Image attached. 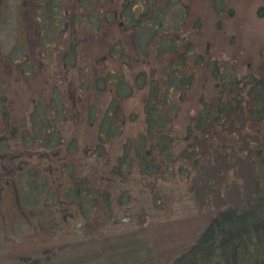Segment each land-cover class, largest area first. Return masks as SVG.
<instances>
[{"label":"rangeland","instance_id":"obj_1","mask_svg":"<svg viewBox=\"0 0 264 264\" xmlns=\"http://www.w3.org/2000/svg\"><path fill=\"white\" fill-rule=\"evenodd\" d=\"M120 9L121 0H0V110L8 112L15 127L0 150V188L2 174L11 168L8 156L22 153L15 160L27 164L21 171L35 166L24 175L25 181L16 179L28 189L29 209L0 191V264H172L218 212L243 208L256 196H264V111L249 123L246 102L221 141L210 137L199 141L197 165L188 164L152 183L145 180L134 189L119 182L122 177L114 179L111 167L123 144L145 131L143 103L148 91L166 73L159 61L165 58L152 50L145 55L133 49L131 26L119 24ZM98 11L100 27L91 33ZM112 12L117 14L114 20ZM170 12L165 14L168 21ZM155 13L156 9L149 14ZM187 18L179 24L178 34L192 42L195 53L215 60L221 75L261 78L264 96V0H195ZM45 27L48 31H43ZM158 30L161 35L172 32L165 26ZM23 66L27 72H22ZM87 76L101 82L103 90H85L81 96L82 105L93 106L94 113L73 114V99L78 104L80 95L73 91V81ZM208 81L207 69L197 68L190 87L172 91L173 99L181 101L179 107L172 105L177 125L170 130L185 128L187 117L198 108V98L208 94ZM113 82L120 94L128 92L126 83L133 89L113 102ZM56 86L62 92L57 98L70 111L57 121L60 145L42 148L35 136L43 118L55 124L50 97L58 91ZM100 123L110 133L103 134L98 149ZM25 137L30 143L23 148ZM136 169L133 179L140 177ZM35 178L46 180L47 195L37 191ZM77 178L91 187L82 190L89 208L86 217L78 200L67 201L66 212L60 203ZM116 189L133 192L126 212L101 203L94 207L95 197L114 195Z\"/></svg>","mask_w":264,"mask_h":264},{"label":"trees","instance_id":"obj_2","mask_svg":"<svg viewBox=\"0 0 264 264\" xmlns=\"http://www.w3.org/2000/svg\"><path fill=\"white\" fill-rule=\"evenodd\" d=\"M156 3V0L155 2L147 0V3L143 5L145 13L137 17V22H139L129 19V24L134 25L135 23V27L138 24L142 28L149 29L160 26L161 28L165 26L179 29L177 24L181 21L175 19L168 21L164 18L170 9L168 0H159ZM155 9L156 13L150 16L149 13ZM39 10L36 12L38 16L40 15ZM110 18L112 19V16ZM93 21V28L99 29L101 21L99 11L93 15ZM144 37H139L138 42V44L143 43V52L145 46L150 45V41L143 42ZM180 37L177 32L159 35L158 55L160 58L166 59L163 61L159 59L160 63L166 66L164 68L165 76L162 77L164 79L151 85L148 98L145 99L143 108L145 131L135 139H128L123 144L122 153L111 167L114 179L122 177L119 182L126 181L131 189H134L138 183L142 184L146 181L152 183L156 178H163L167 173L182 171L188 164L190 166L197 165L195 150L198 149L199 141L207 137L221 141L227 134V126L234 120L235 114L243 102L248 103L245 111L249 123L255 121L257 115L264 111L263 80L261 78L254 75L230 76L226 72L221 75L215 60L211 61L206 57L204 60L201 54L195 53L191 41L185 42ZM195 55L197 58L193 59ZM165 61L167 62L164 63ZM25 68L23 66L22 72H27L24 70ZM197 68L207 69L209 75L208 94L205 99L198 98V108L195 109L191 117H187V124L182 131L170 130L172 125H177L176 118L172 115V105L179 107L181 101L180 98L173 99L172 91H183V88L190 87ZM171 72L173 74H170ZM2 100L0 99V102ZM0 113V150H2L6 140L13 136L15 127L14 123L10 124L8 121L7 111L0 110ZM99 139L100 142L96 148L101 149L104 142L101 138ZM47 141H50L48 135ZM65 165H69V163H65ZM135 168H138L135 175L138 174L140 177L133 179L130 176ZM6 175L2 174L5 180L0 191L2 188L5 191L10 190L11 186L5 183L9 180ZM23 177L20 181H25L22 179ZM35 180L37 191L40 192L42 189V193L46 194V180L42 179V183L39 179L35 178ZM84 181L83 178H77V183L69 186L70 191H66L60 203L64 204L67 201L75 203L78 200L79 209L86 217L89 208L85 205L82 190H89L91 187L80 184ZM13 185L17 187V191L12 194L5 192V194L12 196L17 203H21V206L29 209L27 204L25 205V190L28 189L24 188L22 182L15 181ZM132 193V190L129 189L122 191L116 189L114 195L110 192L109 194L103 193L104 195H100L99 198H94L96 199L94 207L101 203L111 209L117 206L119 211L126 212L124 206H127V203L132 199ZM85 197L92 196L86 195ZM76 207L79 211L78 205ZM14 213L17 214L15 211ZM172 264H264V196H256L248 201L243 208L227 207L218 212L208 221L194 244L178 256Z\"/></svg>","mask_w":264,"mask_h":264},{"label":"flooded vegetation","instance_id":"obj_3","mask_svg":"<svg viewBox=\"0 0 264 264\" xmlns=\"http://www.w3.org/2000/svg\"><path fill=\"white\" fill-rule=\"evenodd\" d=\"M156 1H157V3L159 2V0H156ZM194 1L195 0H184V1H182V0H168V4L170 5L169 11H171L170 12L171 19H173V20L175 19V20H178L181 22L188 20L187 9H188L189 5H191L192 2H194ZM154 2H155V0H154ZM139 5L141 6V8L139 11H137ZM143 5H144V2L142 0H121V9L119 11V16L121 18V21L119 24L121 26H127V25L133 26V28L130 27V29L128 30V32H130L128 35L130 36V40L133 43V49H135L136 51H139L141 53L148 52L149 50H152V52H154L155 55H157V53H158V40H159V34L158 33L161 31L158 30V28H151V29L142 28L141 25H138V24L135 27V23H134V25H131V24H129V21H128L129 19L130 20L133 19L135 22H137V19H138L137 17L139 15L143 14L142 13ZM42 7H43V5H42ZM136 11H137V13H136ZM109 16H112V19L114 20V18L117 16V14L115 12H112L111 14H109ZM164 18H165V16H164ZM111 22H112V20H111ZM52 24L54 26H56V22L52 23ZM43 31H48V28L45 27L43 29ZM52 31H53V29H52V27H50V33H52ZM90 31H91V33H95L98 31V29L95 30L92 26ZM177 31H179L181 33L180 29H177ZM141 36H145L143 39V42L147 41V43H148L150 41V45L145 46L144 52L142 51L143 43L138 44L139 37H141ZM144 54H143V56H144ZM170 74H173V73H170ZM76 80H78V82ZM73 82L75 83L73 85V91L80 92V95L78 98V104H76L75 99H73V103L71 105L72 106V108H71L72 113L73 114H80V113L84 114L87 111H91L94 113V110H93L94 107L93 106L87 108L86 105H82V101H81L82 97L81 96L85 90L102 91L103 90L102 89L103 86H101L102 83L99 81H96L95 78H92L90 76H87V77L81 78V79L75 78V81H73ZM108 83H109V81H108ZM113 84H114V92H115L113 102L120 100V99H123L122 96L126 97L127 93H129L133 89L132 86H130L128 83H126L127 88H128V92L126 94L125 93L120 94L116 90L115 82H113ZM137 87H139V86H137ZM57 88H58V86H56L55 89H57ZM83 88H84V90H83ZM61 93L62 92L60 90H58V91L54 92L50 97V99L54 102V107L56 110V112L53 115L55 124L47 123V120L45 118H43L42 121L40 122V126H39L38 131H37L38 135L35 136L36 140L41 141V144L39 146H41L42 148H52V147L57 148V146L60 143L59 134H58L59 132H57L59 129V125L57 124V121L61 120L62 117L70 111V109H68L64 106L62 100L57 98V96H60ZM111 111H112L111 109H108L105 112L108 116H110ZM53 132H55V133H53ZM43 133H46V135L49 136L50 141H47V136L42 137ZM109 133L110 132H109L108 127L105 124L100 123V131L98 133V137L103 139V134L106 135ZM57 136H58V138H57ZM72 141H74V140H72ZM57 142H58V144L56 145ZM29 143H30V141L27 139V137H25L24 141H23V144H24L23 148H26L27 144H29ZM19 155L22 156V153ZM19 155H13V156L7 157L8 161L10 162L9 164H10L11 168L6 173L9 180H7L5 183H6V185L11 186L10 190H8V192H12V193L17 191L16 187L13 185V183L18 178L20 180L22 175L26 171V170L21 171L23 169V167L27 165L26 163H22V162L15 163V160H17L19 158ZM41 158H42V156H41ZM57 159L58 158L55 155V157L52 158V162L55 164ZM40 162L42 163V159H40L37 162V169L38 170H36V172H38V174H37L38 176L40 175V170H41V163ZM56 167H58V166H56ZM3 191H4V189H1V192H3ZM39 193H40V195L42 194V189ZM62 209H65V208H62Z\"/></svg>","mask_w":264,"mask_h":264},{"label":"bare ground","instance_id":"obj_4","mask_svg":"<svg viewBox=\"0 0 264 264\" xmlns=\"http://www.w3.org/2000/svg\"><path fill=\"white\" fill-rule=\"evenodd\" d=\"M244 115V114H243Z\"/></svg>","mask_w":264,"mask_h":264}]
</instances>
